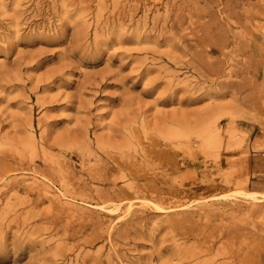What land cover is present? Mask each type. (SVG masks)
Instances as JSON below:
<instances>
[{
	"label": "rangeland",
	"instance_id": "1",
	"mask_svg": "<svg viewBox=\"0 0 264 264\" xmlns=\"http://www.w3.org/2000/svg\"><path fill=\"white\" fill-rule=\"evenodd\" d=\"M133 138L200 145L182 196L112 194L127 182L109 155ZM54 162L74 207L24 192L59 193ZM211 244L264 264V0H0V264H215L190 257Z\"/></svg>",
	"mask_w": 264,
	"mask_h": 264
},
{
	"label": "bare ground",
	"instance_id": "2",
	"mask_svg": "<svg viewBox=\"0 0 264 264\" xmlns=\"http://www.w3.org/2000/svg\"><path fill=\"white\" fill-rule=\"evenodd\" d=\"M209 14V13H208ZM175 22V21H174ZM183 28V25H180V29ZM228 28H230L228 26ZM175 26H173L170 31H173ZM208 33V32H207ZM210 33V32H209ZM209 35H215V34H209ZM141 125L146 128L149 125V122L146 120H143L140 122ZM123 129H128V127H123ZM130 132L133 134L134 130H130ZM169 133V132H168ZM180 131L177 130H171L170 131V137L174 142H177L179 144L182 143V140L184 138ZM207 137H203V143L205 145L206 154L213 155V152L215 155L219 157V150L214 149L212 151V148H220L222 144V135L220 128L213 126L210 129H208V133H206ZM128 145L120 146V147H114L117 150V153H114L115 156H110L111 159H118L115 160L116 162V169L118 168V172H122L123 175H121L118 180L127 182V185L124 189L115 190L112 194L116 196H122L126 199H137L138 201H146L147 198H156L161 203L165 200L167 201H173L178 196H182L184 193V186H185V180H187V172H189V164L187 163V160H193L192 163H196L195 160L200 156V145L198 148L194 149L192 147L187 148L185 151L184 149H178V150H155L151 147H141L138 148V145H134V138L132 139V142H128ZM88 150H92L91 145L88 148ZM45 153L48 152L47 150H44ZM219 153V154H218ZM80 160L83 161L84 154L81 153V155L77 156ZM51 160V158H49ZM200 159V158H198ZM52 161V160H51ZM62 163V162H61ZM54 162L50 168L51 172L54 175H58L59 180L57 181L60 185L59 193H55L51 190L50 186L47 184H43L44 187H40L37 182L31 181L29 184V189L24 190L25 193L36 191L38 196H44L43 198H47L50 201L58 202L60 204L64 205H71L75 206L74 203H72V199L67 197V193L73 192H79V188L73 183L70 178L64 177L62 175V170L65 168V164H61ZM227 163V162H226ZM85 165L84 161L81 163V166L83 167ZM115 167V166H114ZM116 171V170H115ZM147 171H153L151 172V176H146L144 173H148ZM166 179L172 180L175 182L174 187H167L164 182H160L162 189H159L158 181ZM116 186V185H115ZM21 189L19 186H14L13 191H20ZM63 192H65L63 194ZM237 193H244L241 191H236ZM97 194L101 195L102 191H97ZM113 195V196H114ZM246 196L250 197L253 196V194H247ZM115 197V196H114ZM227 196H220L219 198H224ZM216 199V197H215ZM116 203V202H115ZM158 204V203H157ZM163 205V206H162ZM160 206H156L157 210H167V209H173L174 206H171L169 208H166L164 204ZM93 206V205H90ZM133 204L130 203L127 207V211H131ZM95 208L99 209L98 211L108 213V214H115L119 210V205L113 204L109 206H95ZM85 209V208H83ZM130 213V212H129ZM120 216H118L119 218ZM261 236H258L253 239H258ZM262 238V237H261ZM220 252V248L218 249ZM209 254L212 255V261L213 263H218L217 261L219 259H223L220 264H232L236 262H242L244 264H248L250 259L247 257L243 258L242 260H239L238 258H231L227 259V256L220 257V255L215 254V246L213 244L207 246L205 249H201L199 253L192 254L190 257L195 261L198 258L201 257L202 254ZM259 260V259H258ZM262 261V259L260 260ZM239 263V264H240Z\"/></svg>",
	"mask_w": 264,
	"mask_h": 264
}]
</instances>
